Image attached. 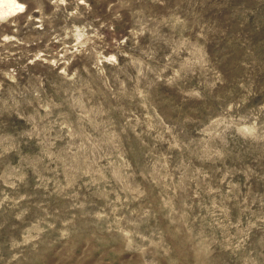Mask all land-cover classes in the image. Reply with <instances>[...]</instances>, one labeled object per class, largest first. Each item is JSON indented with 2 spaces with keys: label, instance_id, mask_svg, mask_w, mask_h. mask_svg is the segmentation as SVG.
<instances>
[{
  "label": "rangeland",
  "instance_id": "rangeland-1",
  "mask_svg": "<svg viewBox=\"0 0 264 264\" xmlns=\"http://www.w3.org/2000/svg\"><path fill=\"white\" fill-rule=\"evenodd\" d=\"M16 1L0 264H264V0Z\"/></svg>",
  "mask_w": 264,
  "mask_h": 264
},
{
  "label": "bare ground",
  "instance_id": "bare-ground-1",
  "mask_svg": "<svg viewBox=\"0 0 264 264\" xmlns=\"http://www.w3.org/2000/svg\"><path fill=\"white\" fill-rule=\"evenodd\" d=\"M17 6L19 5L16 0H0V15L11 12Z\"/></svg>",
  "mask_w": 264,
  "mask_h": 264
},
{
  "label": "clouds",
  "instance_id": "clouds-1",
  "mask_svg": "<svg viewBox=\"0 0 264 264\" xmlns=\"http://www.w3.org/2000/svg\"><path fill=\"white\" fill-rule=\"evenodd\" d=\"M17 10H19V8Z\"/></svg>",
  "mask_w": 264,
  "mask_h": 264
}]
</instances>
